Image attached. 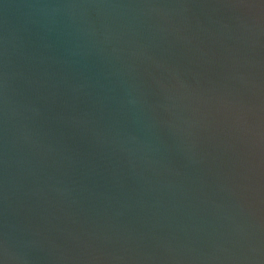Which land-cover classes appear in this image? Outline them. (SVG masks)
Segmentation results:
<instances>
[{"label":"water","instance_id":"1","mask_svg":"<svg viewBox=\"0 0 264 264\" xmlns=\"http://www.w3.org/2000/svg\"><path fill=\"white\" fill-rule=\"evenodd\" d=\"M0 264H264V0H0Z\"/></svg>","mask_w":264,"mask_h":264}]
</instances>
